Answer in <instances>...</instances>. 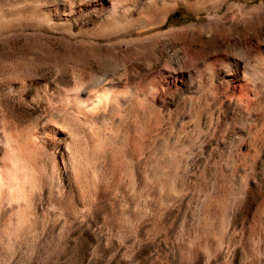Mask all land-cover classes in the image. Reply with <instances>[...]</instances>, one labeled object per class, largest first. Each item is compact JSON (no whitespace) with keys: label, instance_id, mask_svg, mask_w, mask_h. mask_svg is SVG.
<instances>
[{"label":"rangeland","instance_id":"374dc122","mask_svg":"<svg viewBox=\"0 0 264 264\" xmlns=\"http://www.w3.org/2000/svg\"><path fill=\"white\" fill-rule=\"evenodd\" d=\"M263 9L0 0V264H264Z\"/></svg>","mask_w":264,"mask_h":264},{"label":"bare ground","instance_id":"6f19581e","mask_svg":"<svg viewBox=\"0 0 264 264\" xmlns=\"http://www.w3.org/2000/svg\"><path fill=\"white\" fill-rule=\"evenodd\" d=\"M245 7V6H244ZM260 8V10H262L261 9V7H259ZM257 10V9H256ZM259 10V11H260ZM264 10V9H263ZM244 11V10H243ZM259 13V12H258ZM261 13V12H260ZM228 65V64H227ZM227 65H225V66H227ZM231 65L234 67V69H235V71H233V72H231V68H230V70H228V68H227V70H226V74L224 75V77L225 76H232V75H234L235 77L236 76H238L239 74H240V72H241V70H244V64H242V63H240V62H233V63H231ZM230 65H228V67H229ZM246 67V66H245ZM233 69V68H232ZM245 71V70H244ZM243 71V72H244ZM242 72V73H243ZM246 72V71H245ZM244 75V74H243ZM240 76V75H239ZM227 79H228V77H227Z\"/></svg>","mask_w":264,"mask_h":264}]
</instances>
